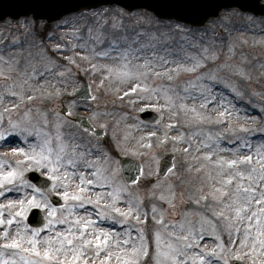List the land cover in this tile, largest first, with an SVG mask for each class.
Listing matches in <instances>:
<instances>
[{
  "label": "rangeland",
  "instance_id": "obj_1",
  "mask_svg": "<svg viewBox=\"0 0 264 264\" xmlns=\"http://www.w3.org/2000/svg\"><path fill=\"white\" fill-rule=\"evenodd\" d=\"M249 17L251 19H248ZM104 18H107L108 23H104ZM114 19L122 20L123 24L113 27ZM175 25H180V29L177 30ZM90 27L96 33H102L105 39V45H97V52L104 50L107 42L113 37L127 36L128 43L123 44L122 47L127 48L131 45L139 50L132 54L133 65L143 64L145 59L152 61L153 64H161L159 57L174 61V63L154 69L161 75L148 79L149 89L171 86L175 92L183 95V87L196 82V78L202 73H212L236 84L238 90L243 93L242 96L232 93L225 84L210 83L208 79L202 81L209 88L214 87L215 90L228 95L235 104L230 122L223 126L224 129H236L235 134L241 135L240 126L243 125L250 130V140H259L264 136V133L259 131V129H264V114H262V109L256 105L264 103V95H254V92H264V16L243 13L238 9H228L223 11L219 17L211 19L205 26L196 28L174 20H162L153 12L144 9L127 12L118 6H105L92 12L70 14L50 27H46L45 22L35 21L32 17L19 20L8 18L0 22V57L3 58L0 60V114L10 116L13 122H19L25 127L49 129L53 132L57 144L61 142L59 136L56 135L59 132L64 137L62 142L69 151L72 145L81 141L69 140L68 134L85 137L98 148L110 151L111 156L101 159L98 167L110 177L128 185L130 191L141 198L145 206L156 203L163 209L164 221L162 223H158L159 213L156 214L155 220L152 219L150 213L148 221L150 233L153 229H159L162 238H167L162 239L163 247L166 248L169 241L177 246L182 245L183 236H189L190 241L191 230H198L201 224L209 231L212 222L220 227V221L214 216L212 209L222 210V204L218 199L220 197L225 200L234 201L236 199L235 185L239 183L240 178L238 177L237 181L232 183H225V181L230 175L237 174L238 170L245 171L246 175L250 172V169L244 165H240L238 169H230L226 160L233 159L236 155H253L254 164L258 169L264 167V162L255 158V152L242 151L233 154L216 148L197 150L196 145L203 139L202 137H195L191 141L193 147L185 151L188 147L186 143L171 138L179 136L181 129L187 133L186 139L192 135L194 124L192 114L185 115V111L180 108L178 98L170 109L161 107L166 103L163 93H156L161 96L159 101L138 98L152 96L153 93L150 90L123 95L128 92L132 84L124 83L119 78V73L123 70L122 61L101 58L90 49L85 50L80 46L85 43L83 37L87 35ZM137 35H139V40H136ZM182 36L184 39H181ZM65 44L69 46L68 49L58 52L53 48V45ZM205 48L216 53L218 58L211 60L205 57ZM152 53L155 56L151 55ZM68 57H72L76 64L69 63ZM196 57L205 59L206 66L197 67L195 71H191L196 64ZM54 63L62 67L53 68ZM90 63L97 67L109 65L113 73L112 78L107 79L106 75L102 76L100 73L89 71ZM76 65H79V68ZM45 69H49V72L46 73ZM65 69L71 71L60 76L59 73L64 72ZM165 69H171V71L166 72ZM101 72L106 74L104 69H101ZM169 76L172 79H169ZM101 79L105 80L103 85L100 83ZM85 80L89 81L94 97L99 99L83 100L76 97L77 90ZM13 92L18 93L21 99L12 96ZM24 95H35L36 98L24 101L22 99ZM188 102L192 103L191 100ZM63 104L71 109L69 115H75L78 112L88 115L96 126L105 128L106 136L102 139L93 137L90 132L62 114ZM13 105L18 107L13 108ZM149 105L159 106L150 107ZM146 108H153L161 114L162 119L158 125L147 124L139 118V112ZM211 110L210 106L209 111ZM177 112L179 115H176ZM57 116L63 119L57 121ZM176 120L180 121L179 126L173 124L171 128L166 127ZM57 123L63 125L62 129L56 128ZM212 127L215 128V126ZM148 133H156V135L148 137ZM226 134L228 139L222 142L220 147L230 149L233 147V134L231 132ZM165 135L169 137L167 141L164 140ZM11 140L13 141L12 147L27 148V143L19 134H13ZM149 141L152 144L151 148L147 147ZM114 144H118L119 148H113ZM167 152L175 153V166L169 170L167 175L161 176L159 165ZM208 152L214 155L207 157L205 154ZM120 154L133 155L143 161L144 174L137 184L126 183L118 164ZM96 155L101 156L102 153L97 152ZM221 157L225 158V162H218ZM6 159L24 161L23 155L14 154L7 147L0 148V170L11 167L3 164ZM20 166L24 167V164ZM88 178L91 179V176ZM253 186L256 185L250 182L244 185V187ZM223 188L228 189L227 194L222 191ZM62 190L57 188L56 191ZM258 191L264 192V184L259 185ZM152 192L156 195L152 196ZM161 193L167 197L169 202L159 199ZM89 195L95 198V193H89ZM204 197L207 199L205 200ZM10 198L18 199L19 197L13 194ZM196 200H200V204H196ZM0 203H6V201L0 200ZM236 206L238 205L233 204V208ZM257 208H264V204L258 205ZM252 223L255 225L257 222L253 220ZM261 223L264 224V217ZM104 224V227L116 225L112 221H106ZM165 225H168L171 231L176 232V236L173 237L171 232L165 229ZM115 227L121 229L125 226L116 225ZM251 231L255 232V229ZM151 240L153 254H155L154 235ZM249 240L256 242L259 247L255 234ZM202 243L212 247L216 240L212 236H206ZM3 244L4 241L0 238V248H3ZM23 246L29 247L30 245L25 242ZM42 248H44L43 245ZM5 251L10 252L11 250L5 249ZM112 251L117 254L115 248ZM235 253H240V256L232 251L224 255L230 256L231 259L243 260L245 264H260L261 260H264V254L257 252L253 256L247 247L239 244L235 246ZM129 255L132 256L130 248ZM60 259L62 260L63 257ZM210 259L215 264L219 258L210 257ZM0 264H2V258H0ZM10 264H18V261L13 259ZM112 264H120L115 259V255Z\"/></svg>",
  "mask_w": 264,
  "mask_h": 264
},
{
  "label": "snow or ice",
  "instance_id": "obj_2",
  "mask_svg": "<svg viewBox=\"0 0 264 264\" xmlns=\"http://www.w3.org/2000/svg\"><path fill=\"white\" fill-rule=\"evenodd\" d=\"M201 6L202 0H176L175 3V7L190 11H196ZM104 23H108L107 18H104ZM122 24V20L114 19L113 27ZM175 27L177 30L180 29V25H175ZM75 34L79 35V33ZM83 39L85 43L80 46L85 50L90 49L101 58L122 61L123 70L119 73V78L124 83L132 84L128 88V92L123 95L150 90L153 93L152 96L138 98L159 101L161 96L156 93H163L166 103L161 107L169 109L176 103L177 98L179 99L180 108L185 111V115L191 113L194 117L193 132L190 137L186 139L187 133L181 129L179 136L171 138L186 143L188 147L185 151L193 147L191 141L195 137H202L203 139L196 145L197 150L216 148L233 154L242 151L255 152V158L264 162V136L259 140H250V130L243 125L240 126L241 135L235 134L236 129H224L223 126L230 122L235 104L228 95L215 90L214 87L209 88L202 81L208 79L210 83L225 84L232 93L242 96L243 93L238 90L236 84L212 73H202L200 77L196 78V82L183 87V95L175 92L171 86L149 89L148 79L161 75L154 69L174 63V61L159 57L158 59L162 61L161 64H153L152 61L145 59L143 64L133 65L132 54L139 50L131 45L127 48L122 47L123 44L128 43L127 36L113 37L107 42L104 50L97 52V45H105V39L102 33H96L91 27L88 28L87 35ZM181 39L184 37L182 36ZM136 40H139V35ZM53 48L59 52L62 49H68L69 46L67 44L53 45ZM151 55L155 56L154 53ZM204 55L211 60L218 58L216 53L210 52L207 48L204 49ZM2 59L0 57V60ZM67 59L69 63L76 64L72 57ZM195 59L196 64L191 71H195L197 67L206 66L205 59L200 57ZM76 66L79 68V65ZM52 67L62 66L54 63ZM101 69L106 70V74L101 72ZM88 70L100 73L102 76L106 75L107 79H111L113 75L109 65L97 67L90 63ZM70 71V69H65L59 75L64 76L65 72ZM165 71L170 72L171 69H165ZM45 72L48 73L49 69H45ZM169 79L172 77L169 76ZM104 82V79L100 80L101 85ZM11 95L21 99L18 93L13 92ZM254 95H264V92H254ZM35 98V95L22 97L24 101H31ZM92 99L99 98L92 97ZM189 100L192 103H189ZM149 106L158 107L159 105ZM210 106L211 111H209ZM12 107L18 106L13 105ZM256 107L262 109V114H264V103L256 105ZM65 112L70 114L71 109L66 107ZM176 115H179V112ZM56 118L57 121L63 119L61 116ZM45 123L47 124L48 121L46 120ZM179 123L180 121L176 120L166 127L171 128L173 124L179 126ZM212 126L215 128L213 129ZM62 127L61 123L56 124L58 130ZM259 131L264 133V129H259ZM229 132L233 134V147L230 149L221 148L222 142L228 139L226 133ZM13 134L23 137L27 148L12 147L11 137ZM56 135L61 140L59 144L49 129L25 127L19 122H13L10 116L6 117L0 114V148L7 147L12 153L24 157L22 162L12 159L4 160L3 164L11 167L0 170V200L6 201V203H0V229H2L0 238L4 241L3 248H0L2 264H10L13 259H16L18 264H112L114 255L120 264H214L210 257L219 258L215 264H231V257L224 254L232 251L235 255L240 256V253H235L237 244L247 247L253 256L257 252L264 254V224L261 223L262 217H264V208H257L258 205L264 204V192L258 191L259 185L264 184V174H257L264 173V167L258 169L255 166L253 155H236L235 158L226 160L230 169H238L240 165H244L250 169V172L246 175L245 171L238 170L237 174L230 175L225 181V183H232L237 181L238 177L240 178L239 183L235 185L236 199L233 201L220 197L218 199L222 204V210L212 209L214 216L220 221V227L212 222L209 231L201 224L198 230H191L190 241L189 236H183L184 243L182 245L177 246L169 241L165 248L162 246V239L167 238H162L159 229H153L150 233L148 225L150 213L153 220L159 213L158 223L164 221L163 209L156 203L145 206L143 200L135 196L128 185L110 177L98 167V162L104 157H110L111 152L98 148L85 137H77L73 134H68L67 138L69 140L78 139L81 142L72 145L71 151H69L62 142L64 137L59 132ZM147 135L155 137L156 133ZM168 139L169 137L165 135L164 140ZM147 147H152L151 141ZM113 148L118 149L119 145L114 144ZM97 152L102 155L97 156ZM205 155L211 157L214 153L208 152ZM218 162H225V158L221 157ZM21 164H24V167H21ZM127 168L133 173L131 184H137L138 181L135 177L144 174L143 162L129 161ZM34 171L51 177L50 184L45 187L41 186L39 179L26 178V176L30 177ZM89 176L91 179L88 178ZM246 182L254 183L256 186L244 187ZM74 186L75 190H73ZM57 188L63 190L57 192ZM222 191L227 194L228 189L223 188ZM50 193L62 197V202H53L54 195ZM89 193H95V198H92ZM13 194L19 198H10ZM151 195L155 196L156 193L152 192ZM159 199L169 202L163 193L160 194ZM204 199L206 200L207 197ZM214 199H216L215 196ZM195 203L200 204V200H196ZM233 204L238 206L233 208ZM40 210H44L45 221L41 226L34 227L29 222V215H36ZM6 216L7 218H5ZM253 220L257 222L255 225L252 223ZM106 221H112L116 225L125 227L119 231L116 227H104ZM165 229L170 231L173 237L176 236V232L171 231L168 225H165ZM252 229H255V232L251 231ZM254 234L256 240L259 241V247L256 242L249 240ZM152 235L155 237V254H153ZM206 236L215 238L214 246L208 247L202 243ZM25 242L30 246L24 247ZM42 245L46 250L42 248ZM113 248L117 250V254L113 253ZM129 248L132 256L129 255ZM5 249L11 251L6 252ZM196 249H200V251H196ZM60 257L63 259L61 260ZM260 264H264V260H261Z\"/></svg>",
  "mask_w": 264,
  "mask_h": 264
},
{
  "label": "water",
  "instance_id": "obj_3",
  "mask_svg": "<svg viewBox=\"0 0 264 264\" xmlns=\"http://www.w3.org/2000/svg\"><path fill=\"white\" fill-rule=\"evenodd\" d=\"M175 3L176 0H0V20H4L8 16L18 19L21 16L33 15L35 19L54 22L71 12L93 10L100 6L114 4L121 5L129 11L146 8L161 18L176 19L195 26L204 25L211 17L218 16L224 8L239 7L243 11H252L255 14L264 15L262 0H202V6L196 11L175 7ZM78 96L86 99L92 97L88 82L79 91ZM141 115L152 121L158 119V116L152 111H145ZM76 120L86 128L98 133V130L94 129L87 118L78 116ZM172 158V154L167 155L162 164V174H166L168 169L173 166ZM132 160L136 159L121 158L125 177L129 182L133 173L128 170L127 164ZM137 178L138 175L135 179ZM35 216H38V213Z\"/></svg>",
  "mask_w": 264,
  "mask_h": 264
},
{
  "label": "flooded vegetation",
  "instance_id": "obj_4",
  "mask_svg": "<svg viewBox=\"0 0 264 264\" xmlns=\"http://www.w3.org/2000/svg\"><path fill=\"white\" fill-rule=\"evenodd\" d=\"M47 184H48V182H47L45 185H47ZM45 185H44V186H45Z\"/></svg>",
  "mask_w": 264,
  "mask_h": 264
}]
</instances>
